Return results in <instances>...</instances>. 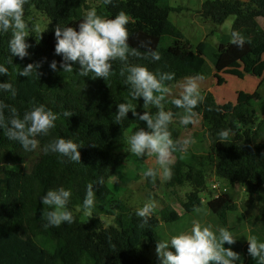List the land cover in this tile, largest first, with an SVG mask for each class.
Masks as SVG:
<instances>
[{"label":"trees","instance_id":"16d2710c","mask_svg":"<svg viewBox=\"0 0 264 264\" xmlns=\"http://www.w3.org/2000/svg\"><path fill=\"white\" fill-rule=\"evenodd\" d=\"M99 1L105 18H114L121 11L128 15V45L141 54L128 55L126 61H111V73L106 80L94 78L92 73L88 77L80 76L78 63H73L72 72H63L60 68L62 58L55 53V26L76 27L86 13L87 0H27L23 18L35 9L45 15L49 24L43 32L33 31L28 24L29 55L23 59L11 56L8 49L11 32L0 33V64L8 69L6 75L0 76V82H9L17 90L15 97L10 91H0V101L15 108L20 118L33 105L40 104L58 117L47 135L35 137L37 147L32 151H25L0 129V264H149V251L143 242L157 245L159 223H173L179 215L166 206L159 211L158 217L152 214L144 224L135 215L136 209L121 198L131 181L113 176L120 159L119 128L145 127L131 111L127 118L116 123L117 104L131 103L141 114L157 111L156 107L137 109L143 99L131 98V87L124 83L127 67L143 65L154 73H174L173 80L164 82L168 88L187 77L210 75L212 69L222 71L264 44V0H205L201 3L197 13L203 19L222 24L228 16H233L231 35L235 32L244 38L242 47L231 41L218 44L212 67L204 58V42L191 49L184 42L180 29L168 20L169 14L177 8L165 0H111L107 5ZM257 18H261V25ZM148 49L157 51L160 59L152 60ZM53 60L57 62L55 71L50 68ZM29 63L40 66L29 77L20 76L19 71ZM201 94L204 100L194 111L201 116L212 139L207 158L219 178L232 186L244 184L261 201V219L254 224L251 235L264 242V143L258 141L259 123L252 103L257 93L226 113L221 112L210 91ZM164 97L162 104H170L173 117L183 111L170 103L172 98L166 94ZM65 111L72 115L64 116ZM9 116L6 109L5 123ZM225 129L230 130V135L221 143L218 132ZM169 131L176 140L179 128L170 123ZM58 138L72 139L80 145V162L46 151ZM172 152L176 160L171 165L170 179L177 183L188 181L195 195L205 185V173L196 167L192 155L179 150ZM33 156L28 172L5 166L9 159L24 160ZM89 184H93L96 194L94 207L82 220L80 214L84 211L83 200ZM59 186L71 190L68 208L74 221L45 227L48 209L42 205L40 197ZM207 206L223 220L226 212L236 209L230 191L211 197ZM133 234L138 235L137 241H133ZM225 247L239 254L237 264H256L248 253V241H235Z\"/></svg>","mask_w":264,"mask_h":264},{"label":"clouds","instance_id":"9594fccd","mask_svg":"<svg viewBox=\"0 0 264 264\" xmlns=\"http://www.w3.org/2000/svg\"><path fill=\"white\" fill-rule=\"evenodd\" d=\"M27 0H0V33L11 32L8 41V49L11 56L20 59L29 55L27 49L30 45L26 42L28 27L23 19L24 6ZM105 5L111 0H103ZM128 15L121 11L114 18H105L98 15L95 8L89 9L76 27L56 25L54 37L56 40L55 53L61 56L60 68L63 72H72L73 63H78L79 75L88 77L89 73L94 78L107 79L110 76L112 63L116 59L126 61L128 55L140 56L141 54L130 49L128 45ZM231 43L242 47L244 38L233 32ZM148 56L154 61L160 59L157 51L148 49ZM12 61H10L11 63ZM39 64L29 63L19 71L20 76L29 77ZM50 68L55 71L57 62L53 60ZM124 80L130 85V96L133 100L143 99V109L150 105L155 106L157 111L150 114L148 111L138 113L131 103L121 102L117 104L115 122L120 123L127 118L129 111L132 116L143 121L145 127L138 128L128 137L129 151L136 157L155 156V162L159 169L149 167L144 176L153 181L158 176L170 179L172 176L171 153L173 150H186L194 141L185 137L181 140H173L169 131V125L173 120L174 113L162 107L164 94L169 89L164 86L165 81H171L174 73L152 72L143 65L128 66ZM8 73V69L0 64V76ZM124 76V70L121 71ZM202 76L187 77L180 84L182 91L178 96L171 99L170 103L178 109H182L179 122L189 125L193 122L196 112L194 109L202 103L204 96L199 91L198 81ZM0 91L11 92L16 96L17 90L9 82H0ZM10 112L5 123L4 112ZM72 114L65 111L64 116ZM57 114L47 109L44 105H33L25 111L20 118L15 108L0 101V129L10 140L17 141L25 151H32L37 147L36 136L47 135L49 130L55 127ZM230 135V130L218 132V141L224 143ZM80 145L72 139L58 138L52 141L46 151L58 153L61 158H67L73 162H80ZM72 193L70 189L59 186L47 190L41 197L40 202L47 207L46 220L48 226H60L62 223L71 224L74 221L73 213L68 208ZM95 191L93 184H89L83 200L84 211L90 213L94 207ZM155 202L149 201L136 209L135 215L147 224L153 214ZM234 234L225 227L213 228L211 224L202 223L198 219H192L190 227L175 234H169L166 239L158 241L156 253L160 264H237L240 256L231 247H225V243L232 245L236 241ZM248 253L256 261V264H264V242L250 235L247 238Z\"/></svg>","mask_w":264,"mask_h":264},{"label":"rangeland","instance_id":"374dc122","mask_svg":"<svg viewBox=\"0 0 264 264\" xmlns=\"http://www.w3.org/2000/svg\"><path fill=\"white\" fill-rule=\"evenodd\" d=\"M164 1V0H163ZM205 0H165L177 10L170 13L168 20L174 23L181 31L184 42L191 49L199 42H204V58L206 63L213 66V54L220 43H228L232 39L230 28L234 17L228 16L222 24H214L209 20L203 19L197 14L200 3ZM89 9L95 8L98 15L104 17L103 10L99 0H87ZM26 25L31 24L35 32L47 30L49 21L44 14L35 9H31L29 14L23 18ZM261 25V18H257ZM29 27V26H28ZM26 28V31L28 30ZM185 79H181L168 87L166 93L168 98L178 96L182 89L180 84ZM199 91H210L217 101L222 113H226L232 107L242 101L250 100L255 93L257 96L252 100L256 110L259 123V139L264 143V44L256 48L252 54L242 58L222 71L211 70V74L204 76L198 81ZM155 107L150 105L148 108ZM162 107L169 110L170 104L163 103ZM137 109H143V102ZM179 111L173 117L172 124L179 128V134L176 140L185 137L191 138L194 142L186 150H179L182 153L190 154L197 162L196 167L205 173V185L195 195L194 188L188 181L177 183L171 179H164L158 176L155 181L145 177L144 173L149 167L159 169L155 162V156L136 157L129 151L128 137L135 132L133 125L123 128L120 127L117 135V149L119 153V162L116 165L114 177H123L124 180L131 181L125 191L122 193V199L132 209L142 207L145 203L155 202L154 215L159 216V211L169 206L174 209L179 219L173 223L165 224L160 222L157 226L159 240L166 239L169 234H175L190 227L192 219H198L202 223L211 224L213 228L225 227L231 231L237 238L236 241L247 242V237L251 235V229L254 224L260 220V210L262 203L255 194L250 193L246 186L237 183L234 186L218 177L215 167L207 158L212 145V139L205 129V124L201 116L196 114L193 122L185 126L179 122ZM34 159H9L5 166L11 170L28 172L31 162ZM171 165L175 162V153H171ZM213 184L217 185L213 189ZM219 191H230L234 195L236 209L226 212L224 220L215 216L208 208L207 202L212 193ZM79 210V209H78ZM83 220L88 212L82 211ZM133 241L138 240V235L133 234ZM149 251V264H160L156 253L155 244L150 245L145 241L143 245ZM225 243L224 246H226Z\"/></svg>","mask_w":264,"mask_h":264},{"label":"built area","instance_id":"2783aa9c","mask_svg":"<svg viewBox=\"0 0 264 264\" xmlns=\"http://www.w3.org/2000/svg\"><path fill=\"white\" fill-rule=\"evenodd\" d=\"M212 186H213V189L216 188V190H218L216 184H213ZM222 192H224V191H219V192H214V191H213L211 197L215 198V197H217V196H218L220 193H222Z\"/></svg>","mask_w":264,"mask_h":264},{"label":"crops","instance_id":"0c3cea01","mask_svg":"<svg viewBox=\"0 0 264 264\" xmlns=\"http://www.w3.org/2000/svg\"><path fill=\"white\" fill-rule=\"evenodd\" d=\"M201 3H202V2H201ZM201 3H200V4H201ZM199 7H200V6H199ZM198 9H199V8H198ZM197 14H198V13H197ZM198 15H199V14H198Z\"/></svg>","mask_w":264,"mask_h":264}]
</instances>
